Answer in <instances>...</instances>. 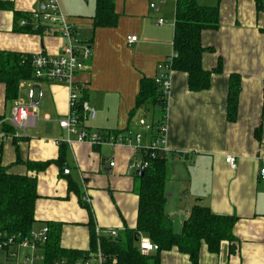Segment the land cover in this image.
I'll return each instance as SVG.
<instances>
[{"label": "crops", "instance_id": "1", "mask_svg": "<svg viewBox=\"0 0 264 264\" xmlns=\"http://www.w3.org/2000/svg\"><path fill=\"white\" fill-rule=\"evenodd\" d=\"M198 1L219 6L220 28L205 31L202 44L209 49L203 56L204 69L213 71L221 65V71L213 72L209 89L193 92L187 73L173 70L164 111L161 106L139 108L137 98L142 81L155 80L161 74L158 66L175 53L177 0H114L117 24L98 28L94 26L97 0H58L62 14L90 49L78 81L83 86L81 99L97 115L84 124L102 134L132 132L142 137V147H146L156 140L158 126L165 122V210L174 230L181 232L197 205L209 207L215 215L237 216L238 251L231 254L225 242L219 254H212L203 245L199 264H264V180L260 177L264 168V14L256 0ZM46 2L0 0V52L32 56L61 52L64 43L59 34H43L21 25L32 13L43 11ZM160 19L165 23L159 24ZM132 36L138 40L129 44ZM234 76L241 92L231 119ZM32 88L39 109L37 126L26 135L6 125L0 130L10 136L1 150L2 169L37 179L34 228L60 227V248L85 253L91 249L92 229L102 238H108L112 229L119 234L135 229L140 199L137 172L130 165L142 160L144 151L128 145L67 144L68 134L59 120L70 113L69 89L60 82L27 78L19 84L17 98L8 99L7 86L0 81V119L9 118L17 103L28 106ZM151 107L158 119L149 123L146 116ZM143 119L150 130L140 124ZM229 155L236 158L234 170L226 162ZM29 163L47 166L33 171ZM65 169L70 173L65 174ZM161 264L192 263L173 249L161 253Z\"/></svg>", "mask_w": 264, "mask_h": 264}, {"label": "trees", "instance_id": "2", "mask_svg": "<svg viewBox=\"0 0 264 264\" xmlns=\"http://www.w3.org/2000/svg\"><path fill=\"white\" fill-rule=\"evenodd\" d=\"M258 10L264 14L261 0H256ZM27 19L28 16H23ZM29 20V19H28ZM118 16L114 0H97L94 26H115ZM26 28H33L27 25ZM220 28L219 6L202 5L198 0H177L175 19L174 50L178 57L173 70L187 73L188 86L193 92L210 88L213 72L221 71V65L213 71L203 67V56L209 51L202 44L205 31ZM24 30V29H23ZM30 31V30H25ZM36 32L44 34V29ZM264 32V28H263ZM32 55L0 52V81L7 86V98L15 99L22 80L34 77L31 65ZM238 76L231 79L229 115L235 118L239 94ZM83 101V100H82ZM161 106L166 110L167 97L155 80L144 79L137 98L139 108ZM10 130L13 128L8 127ZM7 128V129H8ZM3 145L0 146L2 150ZM46 164L29 163L31 170H43ZM137 193L140 199L137 226L126 229L115 239L102 238V248L110 264H161V253L177 249L189 257L192 264L200 263L203 245L212 254H219L223 243L229 245L230 253L238 251L239 241L234 235L237 216H220L204 205L195 206L184 221L181 232L173 228V221L166 213L167 195L165 185L168 179V160L165 155L153 161L148 169L137 177ZM39 199L37 179L31 176L8 174L0 168V234L26 237L34 229L36 202ZM48 251L51 259L80 258L85 252L65 251L59 245L60 227L52 226ZM143 236L159 246L155 255L145 256L140 252L136 237ZM94 229L91 235V249L96 247Z\"/></svg>", "mask_w": 264, "mask_h": 264}, {"label": "built area", "instance_id": "3", "mask_svg": "<svg viewBox=\"0 0 264 264\" xmlns=\"http://www.w3.org/2000/svg\"><path fill=\"white\" fill-rule=\"evenodd\" d=\"M151 8L159 10L156 4H151ZM30 20H23L21 25H32L34 30L42 28L44 29V34H59L63 39L64 45L59 54H36L32 56L31 65L34 77L38 81L60 82L69 89L70 113L67 117L59 120L60 128L68 134L64 140L67 144L71 145L78 142L93 146L103 144L112 146L128 145L134 146L139 150L142 149L144 151L143 159L130 165V169L135 172L145 171L153 161L166 154L167 127L163 121L158 126L156 140L146 147H142V137L134 135L132 132L117 135L90 131L84 122L94 120L97 113L85 101H82L81 92L83 86L78 81V75L85 69V61L90 57V49L83 45L76 34L75 27L62 14L58 0H47L43 11L32 13ZM158 23L162 25L165 20L160 19ZM137 40L136 36L128 37L129 44L136 43ZM177 57V53H174L158 66L161 74L156 77L155 81L166 97H168L171 90V73L174 60ZM41 97L42 93L40 92L39 98L41 99ZM29 98L30 104L28 106L17 103L13 107L9 118L0 119V128L6 125L26 135L30 129L37 126L39 109L34 100V88L30 90ZM140 124L148 130L151 129V125L145 119L141 120ZM9 139V133L0 130V146ZM226 162L231 169L237 168V161L234 156H227ZM114 165L115 163H111L112 167ZM64 173L69 174L70 170L65 169ZM260 177L264 180V168L260 170ZM85 201L90 202L88 196ZM50 236V226H44L40 229L34 228L28 236L23 238L0 234V264H110L109 257L103 251L102 237L99 231H96V247L90 249L82 257L75 259L67 257L51 259L52 256L48 251ZM118 236V230L112 229L108 231V238L115 239ZM139 249L143 255H148L158 251L159 246L147 238H142L139 241Z\"/></svg>", "mask_w": 264, "mask_h": 264}, {"label": "rangeland", "instance_id": "4", "mask_svg": "<svg viewBox=\"0 0 264 264\" xmlns=\"http://www.w3.org/2000/svg\"><path fill=\"white\" fill-rule=\"evenodd\" d=\"M202 1H206V0H201V2ZM262 4H263V6H264V0H262ZM161 115V114H160ZM157 114L156 113H154V107L152 108H150L149 109V111L147 112V116H146V119L148 120V122L149 123H152L153 121H156L158 118H157Z\"/></svg>", "mask_w": 264, "mask_h": 264}, {"label": "water", "instance_id": "5", "mask_svg": "<svg viewBox=\"0 0 264 264\" xmlns=\"http://www.w3.org/2000/svg\"><path fill=\"white\" fill-rule=\"evenodd\" d=\"M141 175V172L140 171H138L137 172V176H140ZM140 241V236H137L136 237V242H139Z\"/></svg>", "mask_w": 264, "mask_h": 264}]
</instances>
